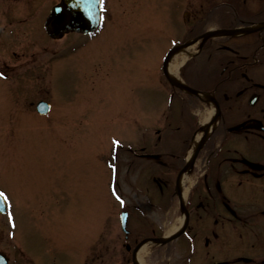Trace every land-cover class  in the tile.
Here are the masks:
<instances>
[{
	"label": "rangeland",
	"instance_id": "374dc122",
	"mask_svg": "<svg viewBox=\"0 0 264 264\" xmlns=\"http://www.w3.org/2000/svg\"><path fill=\"white\" fill-rule=\"evenodd\" d=\"M149 27H160L155 17L135 22L129 36L107 32L81 59L80 50L63 53L72 37L47 45L33 64L12 71L18 78L45 71L40 83L32 77L0 86V191L11 207L10 227L0 218V249L11 264H126L104 164L115 146L134 144L170 119L160 79L167 43ZM7 61H14L10 52ZM40 100L53 104L50 122L30 111ZM141 172L130 180L142 183L149 171ZM117 177L126 191L125 166ZM175 219L172 212L156 224L169 231ZM143 262L158 264L150 254Z\"/></svg>",
	"mask_w": 264,
	"mask_h": 264
},
{
	"label": "flooded vegetation",
	"instance_id": "af4514ba",
	"mask_svg": "<svg viewBox=\"0 0 264 264\" xmlns=\"http://www.w3.org/2000/svg\"><path fill=\"white\" fill-rule=\"evenodd\" d=\"M57 2L0 0V74L4 77L33 64L36 53L55 43L42 27L49 8ZM105 2L101 29L106 24L126 23L122 30L128 33L134 14L139 12L145 19L151 15L150 0L136 12L135 1L129 0L130 12L124 18L108 13ZM162 9L164 12L153 11L161 22L169 16L165 30L179 38L176 43L212 35L192 47V55L179 73L187 85L212 98L202 102L187 98L189 107L201 105L198 115L209 111L203 126L211 131L186 175L181 190L182 196L189 188L184 206L179 204L176 179L186 153L174 155L178 163L156 161L158 169L143 184L145 192L152 185L157 193L155 201L147 199L148 208L173 209L177 219L176 239L156 253L154 260L158 264H264V0H165ZM81 40L74 43L76 47H81ZM66 45L65 50L70 43ZM16 48L19 54L12 51ZM7 52L14 61H7ZM177 95L171 100L179 108L182 95ZM159 142L158 151L166 150V140L159 138ZM179 144L184 145L185 140ZM149 154L159 153H147L144 148L131 151L130 176L135 174V159L143 160ZM130 209L138 211L139 207L131 205L127 211ZM134 222L124 237L131 250L141 237ZM160 232L155 229L144 238Z\"/></svg>",
	"mask_w": 264,
	"mask_h": 264
},
{
	"label": "water",
	"instance_id": "95a60500",
	"mask_svg": "<svg viewBox=\"0 0 264 264\" xmlns=\"http://www.w3.org/2000/svg\"><path fill=\"white\" fill-rule=\"evenodd\" d=\"M72 0H62L61 4L58 5L56 8L53 9L50 17L47 20L46 23V30L54 38L60 37L65 32L70 31H81L83 33H87L94 29L96 22H97V15H98V9L96 7V0H83L82 3H85L83 5V14L84 18L83 20H78V16L74 15L73 12H71ZM78 14V13H76ZM184 47V46H183ZM175 51V50H174ZM174 86L195 93L192 90H189L184 85L176 82H171ZM47 106L40 105L38 108H45ZM47 109V108H46ZM0 211H4L3 204L0 203ZM157 242L163 243L162 240H157ZM3 264H7L5 261Z\"/></svg>",
	"mask_w": 264,
	"mask_h": 264
},
{
	"label": "bare ground",
	"instance_id": "6f19581e",
	"mask_svg": "<svg viewBox=\"0 0 264 264\" xmlns=\"http://www.w3.org/2000/svg\"><path fill=\"white\" fill-rule=\"evenodd\" d=\"M184 59H185V56L184 55H181V60L178 57L177 58H174L173 63L170 64L169 67H168V73H169V75L171 77H176L177 76V72H178V68H179V65H180V61L182 62V61H184ZM198 138H199V135L197 136V138L192 143V148L194 147V145H195V143H196V141H197ZM185 180H187V177L186 176L183 177L182 184L185 182ZM149 249H150V244L143 245L140 248V250L137 252L136 257H135V261L137 263H139V264H142L143 259H144L145 255L147 254V250H149Z\"/></svg>",
	"mask_w": 264,
	"mask_h": 264
},
{
	"label": "snow or ice",
	"instance_id": "6c2138e0",
	"mask_svg": "<svg viewBox=\"0 0 264 264\" xmlns=\"http://www.w3.org/2000/svg\"><path fill=\"white\" fill-rule=\"evenodd\" d=\"M85 2H87V0H85ZM99 2H100V4H101V6H102V5H103V0H99ZM101 10H103V9L101 8ZM4 195H5V194H4L3 192H0V197H4ZM4 203H5V204L8 203L6 199H5Z\"/></svg>",
	"mask_w": 264,
	"mask_h": 264
}]
</instances>
